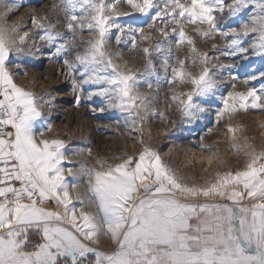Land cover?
Returning a JSON list of instances; mask_svg holds the SVG:
<instances>
[{
  "label": "snow or ice",
  "instance_id": "snow-or-ice-1",
  "mask_svg": "<svg viewBox=\"0 0 264 264\" xmlns=\"http://www.w3.org/2000/svg\"><path fill=\"white\" fill-rule=\"evenodd\" d=\"M119 2L131 11L120 12L116 3L107 0H61L59 6L53 5L63 11L71 36L35 16L32 24L44 30L39 39L50 50L49 56L64 57L77 106L82 92L88 100L99 97L122 114L126 128L142 125L149 114V98L140 91L141 77L156 74L150 55L165 49L157 43L140 50L146 60L143 72L122 68L116 62L119 54L108 49L113 28L125 33V25L116 17L133 18L149 29L154 24L159 28V21L167 25L159 28L165 38L169 28L177 35L176 49L189 46L188 57L177 58L175 65L169 62L172 48L168 47L161 65L166 77L170 73L169 84L191 86L171 96L187 122L209 111L205 105L212 102L217 80L208 67V53L195 47L186 25H196L194 31L202 37L225 38L222 56L264 59V0ZM0 9L6 10L0 16L6 17L12 7L0 0ZM17 29V24L0 25V264H264V150L258 152L246 142L241 148L237 129L229 125L232 148L237 155L243 151L246 162L241 169L210 173L202 184L176 176L143 139L137 154L114 156L118 163L96 157L94 164L85 161L76 171L65 168L64 141L43 138L45 131L52 130L50 124L40 127L45 119L43 98L19 86L10 70L13 53L24 50L21 44L28 36L27 32L17 36ZM85 29L92 36L86 42L78 37ZM137 33L142 40L151 38L144 35L143 26L127 24L133 48ZM115 41L120 44L121 35ZM82 45H86L83 51ZM189 58L193 67L201 69L198 74L186 70ZM15 67L19 71L20 65ZM214 67L229 70L233 89L220 96L223 106L215 112L217 123L238 111L264 110V71H253L242 80L245 85L259 81V87L236 91L240 77L232 69L238 66ZM153 114L164 119L162 112ZM85 151L92 156L91 149ZM206 159L213 163L212 157ZM81 180L86 181L89 203L98 210L95 214L83 210L85 200L77 191ZM45 201H54L62 211L49 210ZM101 237L108 238L111 250L99 247Z\"/></svg>",
  "mask_w": 264,
  "mask_h": 264
},
{
  "label": "rangeland",
  "instance_id": "rangeland-1",
  "mask_svg": "<svg viewBox=\"0 0 264 264\" xmlns=\"http://www.w3.org/2000/svg\"><path fill=\"white\" fill-rule=\"evenodd\" d=\"M108 3H116L117 10L120 12L131 11L130 7L123 2L117 3V0H107ZM230 0H226V3ZM12 10L6 17L0 16V25L11 27L18 25L16 35L28 33L27 38L21 44L24 49L21 53H13V64L10 70L14 72L16 83L24 87L26 91L32 92L37 98H43V107L41 111L45 119L40 127L51 125V131H45V139L63 140L65 147L63 149L67 161L65 168L72 167L74 171L78 170L83 162L94 164L95 158H105L107 163L115 164L119 161L114 160V156L125 154L135 155L142 146L140 140L145 144L157 150L165 164L173 170V173L189 184H202L206 178L210 179V173L214 174L217 170L224 172L228 169L243 168L246 158L241 151L240 155L232 148V133L227 132V127L231 125L236 128V142L243 147L245 142L256 149L264 150V110L249 109L248 111H238L232 115H226L219 123L216 122L215 112L223 105L220 102V96L226 95L232 91L229 70H217L216 64H232L234 67L232 73L240 77L236 81V91H247L248 87H259V81H251L248 85L242 83V80L253 71H264V59L258 56H249L247 60L240 57H226L220 55V50L225 49L226 39L218 34L211 38L198 35L194 28L196 25L188 24L185 27L186 34L192 38L195 47L201 53H208L211 69L214 78L217 80V88L212 95V102L205 105L209 111L202 114L198 120L187 122L181 117L176 105L172 102L173 92L179 95L181 92L190 90V85L186 83L169 84L161 67L163 58L167 55L168 47L172 48L170 64L175 65L176 59L188 57L190 48L183 44L179 49L175 47L177 35L171 32L169 28L168 37L165 38L159 28L167 27L164 23H159V28L154 24L152 29L147 28L146 23L135 20L130 17L119 16L115 19L118 23L125 25V33L121 34L113 28L110 33L109 51H115L119 54L117 63L121 67H128L143 72L145 68V57L143 48H153L157 43L165 49L163 53L152 51L150 58L156 66V74L152 76L141 77L140 91L147 94L149 98V114L136 128L129 125L127 128L123 123V116L119 112L109 109L107 101H102L99 97H93L88 100L85 93H80L81 102L77 106L75 95L71 88V76L68 73L66 65L63 63L64 57L54 58L49 56V49L43 45L39 39L44 34L43 29H37L32 24L35 16L44 23L55 25L56 29L71 36L66 28L67 20L59 7L61 0H7ZM6 11L0 9V12ZM127 24L132 26H143L144 35L151 37L142 40L140 33H137L136 48L132 47L131 37L127 34ZM176 27V25H171ZM207 29V25L200 26ZM121 35V43L117 44L115 36ZM86 42L92 38L87 29L78 33ZM18 43L19 40H18ZM217 45L213 48L212 45ZM86 45H82L80 50ZM218 57V59H217ZM68 58H72L69 56ZM125 62H127L125 64ZM19 64L20 69L16 71L15 65ZM187 71L198 74L199 67H193L190 58L185 64ZM147 83L152 84V88L147 87ZM49 101L51 103L49 104ZM104 107L105 111L98 109ZM97 111H93V109ZM155 113H163L164 119ZM121 120L118 125L117 119ZM211 130V131H209ZM37 139H40L38 136ZM203 146H207L205 151ZM86 149H91L92 156H88ZM246 150V149H245ZM207 157H212L213 163L208 164ZM70 162V163H69ZM71 180V177L68 178ZM79 195L85 200L84 211L97 213L94 203H89L91 196L86 188V181H78ZM76 195V193H73ZM77 203L78 212L80 205ZM247 203V200L245 201ZM44 207L52 211H62L54 201H45ZM107 244L109 246L105 247ZM99 247L102 250H111L107 237H101Z\"/></svg>",
  "mask_w": 264,
  "mask_h": 264
},
{
  "label": "bare ground",
  "instance_id": "bare-ground-1",
  "mask_svg": "<svg viewBox=\"0 0 264 264\" xmlns=\"http://www.w3.org/2000/svg\"><path fill=\"white\" fill-rule=\"evenodd\" d=\"M104 246L107 247V246H109V245L105 244Z\"/></svg>",
  "mask_w": 264,
  "mask_h": 264
}]
</instances>
